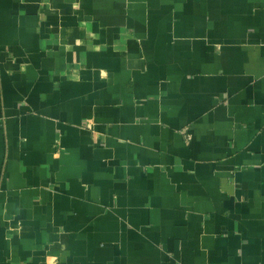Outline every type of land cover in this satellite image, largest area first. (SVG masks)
<instances>
[{"label": "crops", "instance_id": "1", "mask_svg": "<svg viewBox=\"0 0 264 264\" xmlns=\"http://www.w3.org/2000/svg\"><path fill=\"white\" fill-rule=\"evenodd\" d=\"M0 264H264V0H0Z\"/></svg>", "mask_w": 264, "mask_h": 264}]
</instances>
